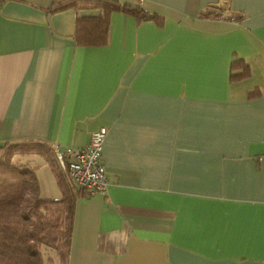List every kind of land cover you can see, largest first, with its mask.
Wrapping results in <instances>:
<instances>
[{"label":"crops","instance_id":"0c3cea01","mask_svg":"<svg viewBox=\"0 0 264 264\" xmlns=\"http://www.w3.org/2000/svg\"><path fill=\"white\" fill-rule=\"evenodd\" d=\"M54 1L0 0V143L107 129L67 264H264V0H117L162 24L114 10L103 46L74 39L99 9Z\"/></svg>","mask_w":264,"mask_h":264},{"label":"trees","instance_id":"16d2710c","mask_svg":"<svg viewBox=\"0 0 264 264\" xmlns=\"http://www.w3.org/2000/svg\"><path fill=\"white\" fill-rule=\"evenodd\" d=\"M69 7L101 11L98 15L76 19L74 39L82 46L107 43L109 17L114 10L132 15L137 21L152 19L161 25L163 20L162 16L117 0H55L48 10L57 12ZM219 14L217 11L215 16ZM237 65L243 66L242 72L234 75L246 76V64L233 61L232 67ZM31 156L40 157L48 164L59 188V197H40L36 165L27 161ZM81 195L85 194L70 183L58 166L51 143L34 139L0 143V264H52L47 250L53 251L57 264H67L74 204Z\"/></svg>","mask_w":264,"mask_h":264},{"label":"built area","instance_id":"2783aa9c","mask_svg":"<svg viewBox=\"0 0 264 264\" xmlns=\"http://www.w3.org/2000/svg\"><path fill=\"white\" fill-rule=\"evenodd\" d=\"M106 134L105 127L99 128L91 134L89 142L79 148H61L52 144L58 166L66 173L70 183L87 195L103 194L108 186L102 162Z\"/></svg>","mask_w":264,"mask_h":264},{"label":"rangeland","instance_id":"374dc122","mask_svg":"<svg viewBox=\"0 0 264 264\" xmlns=\"http://www.w3.org/2000/svg\"><path fill=\"white\" fill-rule=\"evenodd\" d=\"M15 157L17 158V156H15ZM26 158H22V160H24ZM33 158H34V156H31V158H27V161L29 160L31 162L30 163L31 165H36V170H37L36 172H37V177H38V181H39V185H40V193H41L40 196L42 197V178L44 177L43 176V170L44 169H42V159L38 158V159L33 160ZM44 193H45V195H50L49 190H44ZM44 254H45V252H44ZM47 254H49V253H47Z\"/></svg>","mask_w":264,"mask_h":264}]
</instances>
